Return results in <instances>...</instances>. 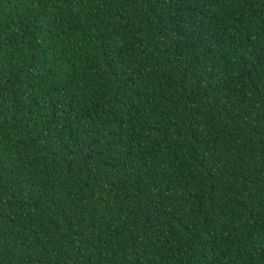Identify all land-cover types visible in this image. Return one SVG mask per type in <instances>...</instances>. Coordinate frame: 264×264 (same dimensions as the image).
Segmentation results:
<instances>
[{"label": "trees", "instance_id": "16d2710c", "mask_svg": "<svg viewBox=\"0 0 264 264\" xmlns=\"http://www.w3.org/2000/svg\"><path fill=\"white\" fill-rule=\"evenodd\" d=\"M0 264H264V0H0Z\"/></svg>", "mask_w": 264, "mask_h": 264}]
</instances>
